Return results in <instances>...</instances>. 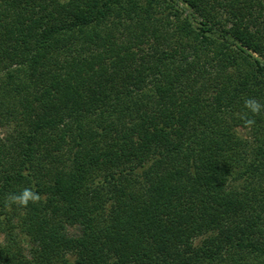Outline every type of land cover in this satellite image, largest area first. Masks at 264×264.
I'll use <instances>...</instances> for the list:
<instances>
[{
  "label": "trees",
  "instance_id": "16d2710c",
  "mask_svg": "<svg viewBox=\"0 0 264 264\" xmlns=\"http://www.w3.org/2000/svg\"><path fill=\"white\" fill-rule=\"evenodd\" d=\"M0 264H264V0H0Z\"/></svg>",
  "mask_w": 264,
  "mask_h": 264
},
{
  "label": "clouds",
  "instance_id": "9594fccd",
  "mask_svg": "<svg viewBox=\"0 0 264 264\" xmlns=\"http://www.w3.org/2000/svg\"><path fill=\"white\" fill-rule=\"evenodd\" d=\"M22 203H25L26 201L25 200H21Z\"/></svg>",
  "mask_w": 264,
  "mask_h": 264
},
{
  "label": "rangeland",
  "instance_id": "374dc122",
  "mask_svg": "<svg viewBox=\"0 0 264 264\" xmlns=\"http://www.w3.org/2000/svg\"><path fill=\"white\" fill-rule=\"evenodd\" d=\"M242 133H244L245 131H241Z\"/></svg>",
  "mask_w": 264,
  "mask_h": 264
}]
</instances>
